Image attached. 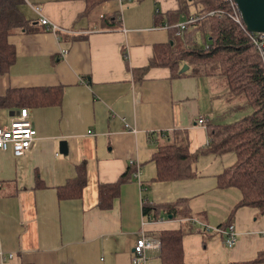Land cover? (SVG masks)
Listing matches in <instances>:
<instances>
[{
	"label": "crops",
	"instance_id": "1",
	"mask_svg": "<svg viewBox=\"0 0 264 264\" xmlns=\"http://www.w3.org/2000/svg\"><path fill=\"white\" fill-rule=\"evenodd\" d=\"M176 2L131 0L119 6L107 0L86 14L85 0L19 4L30 22L8 36L15 60L0 74V127L20 107L29 108L35 139L21 155L11 145L0 150V264H131L141 230L153 236L177 228L183 230L184 264H264L249 263L264 250V214L250 206L230 213L238 190L216 185L215 176L234 156L205 151L206 124L225 122V91L216 93L211 76L191 74L188 66L178 76L165 66H148L160 47L172 44L168 27L175 22L163 19L168 27H161L153 15L176 9ZM114 12L118 27L106 20ZM41 16L56 29L39 23ZM24 88L40 97L59 89V98L21 105L32 97ZM10 89L17 99H3ZM167 142L196 153L193 176L153 181L151 153ZM130 159L140 164L139 179L131 176L111 206L99 208L98 185L116 181ZM79 165L86 177L81 195L58 197L56 189L76 177ZM143 194L154 205L180 201L187 215L144 218ZM226 221L235 230L227 248L222 235L204 228ZM146 254V264H159V250Z\"/></svg>",
	"mask_w": 264,
	"mask_h": 264
},
{
	"label": "trees",
	"instance_id": "2",
	"mask_svg": "<svg viewBox=\"0 0 264 264\" xmlns=\"http://www.w3.org/2000/svg\"><path fill=\"white\" fill-rule=\"evenodd\" d=\"M107 0H85L83 14L88 13L95 5ZM177 8L153 15L154 22H177L180 17L184 20L194 17L190 23L184 24L183 29L176 30L168 27L169 42L154 53L149 60L150 65H161L169 69L170 74L181 75L178 69L186 64L191 74L217 76L224 80L226 101H230L226 111H240L236 120L230 122L206 124L207 145L205 151L220 154L231 151L234 160L225 166L215 176L219 187H234L238 190L239 200L230 210L240 206L256 208L264 214V68L260 56L253 47L248 35L228 17L231 8L224 0H176ZM23 0H0V74L6 73L15 60V47L8 36L17 31L26 30L29 20L25 19L18 6ZM214 11L208 15L207 12ZM120 16L114 12L106 20L118 27ZM165 19L166 21H164ZM159 22V23H158ZM174 22V23H175ZM176 24V23H175ZM191 29L187 30V27ZM195 34L200 40L195 39ZM141 71H144L142 69ZM24 88L23 94L32 96L22 101L21 105H47L57 102L59 89L45 96H35ZM15 90L10 89L3 99H17ZM233 98H240L234 102ZM39 98V99H37ZM233 100V101H232ZM196 153L188 152L179 143L167 142L158 144L151 153L155 167L153 181H169L188 178L194 175L193 162ZM135 166L130 164L118 179L111 183L98 185V207L106 209L111 206L113 199L120 193L122 184H126L133 176ZM85 167L77 166L75 178L67 180L66 184L56 189L58 197H79L86 183ZM143 183H141V187ZM144 190L143 188L141 191ZM144 218L155 219L159 214L170 215L172 218L185 217L187 208L179 206L180 201L168 204L154 205L142 195ZM181 228L159 230L153 234L158 239L159 264H184L182 260ZM264 261V250L256 253V263ZM29 264V263H24Z\"/></svg>",
	"mask_w": 264,
	"mask_h": 264
},
{
	"label": "built area",
	"instance_id": "3",
	"mask_svg": "<svg viewBox=\"0 0 264 264\" xmlns=\"http://www.w3.org/2000/svg\"><path fill=\"white\" fill-rule=\"evenodd\" d=\"M124 2L131 1V0H117L120 4H123ZM227 1L231 12L228 13V17L239 27V29H242L249 37V40L251 41L253 47L258 52L261 63L264 68V35L263 33L254 31H246L245 26L241 20V17L239 15V12L236 8L235 3L232 0H224ZM36 12H39V9L37 7H33ZM208 15L214 14V11L207 12ZM194 20V17H188L185 19V21H179L173 23L171 27L175 28L176 34L178 33V30L183 29L184 24L190 23ZM39 23L45 25L50 28L51 30H55L56 28L48 21L47 18L41 16L39 18ZM161 27H168L166 23L162 24ZM170 27V26H169ZM66 52L65 50L62 51L64 54ZM264 70V69H263ZM29 108L26 107H20L18 110H16L14 113H12L11 120L9 121L8 125L1 126L0 127V150H5L11 145V148L13 153L15 155H21L27 151L28 148L31 147V144L34 142L35 139V129L33 128L31 122L29 121ZM196 122L199 125H204V119L202 117H198ZM129 164H132L135 166V172L132 173L134 178L139 179L140 174V164L133 159H130ZM207 230H213L216 231L218 234L222 235L223 243L225 247H231L235 242V230L233 227L232 222L226 221V223L222 224L221 226L217 228H211L208 225H205ZM158 239L154 236H148L144 233V231H140L139 235L133 245L132 248V255L130 257L131 264H146L148 260V256L146 254L149 250H159L160 244L158 243ZM1 249V248H0ZM1 257L3 256L2 250H0ZM9 257L12 256L11 253L8 254Z\"/></svg>",
	"mask_w": 264,
	"mask_h": 264
},
{
	"label": "water",
	"instance_id": "4",
	"mask_svg": "<svg viewBox=\"0 0 264 264\" xmlns=\"http://www.w3.org/2000/svg\"><path fill=\"white\" fill-rule=\"evenodd\" d=\"M239 12L241 20L245 26L246 31H257L264 35V0H232ZM187 65L182 64L179 72L186 70ZM65 152L66 143L61 142ZM170 218V215L168 216Z\"/></svg>",
	"mask_w": 264,
	"mask_h": 264
},
{
	"label": "rangeland",
	"instance_id": "5",
	"mask_svg": "<svg viewBox=\"0 0 264 264\" xmlns=\"http://www.w3.org/2000/svg\"><path fill=\"white\" fill-rule=\"evenodd\" d=\"M181 18H184V17H181ZM190 30L191 29V27H187V30ZM195 39L196 40H200V36L199 35H197V34H195ZM211 78H212V85H213V88H214V90H216V93H217V91H218V93H223L225 90L224 89H221L222 87H224L225 88V86H224V80L223 79H221L220 78V81L219 80H217V78L215 77V75H213V76H211ZM222 96H224V95H222ZM229 98H231V99H234V102H237V101H239V99L236 97V98H233L232 96L231 97H229ZM225 99V98H224ZM237 100V101H236ZM233 101V100H232ZM228 104H230V101H228ZM240 111H236V112H234V110L233 111H231V112H229V113H223V115H222V118L224 119V121L225 122H230V121H232V120H236V118L239 116V114H242V113H239ZM227 153H229V155H231V156H234V154H233V152H231V151H227Z\"/></svg>",
	"mask_w": 264,
	"mask_h": 264
}]
</instances>
